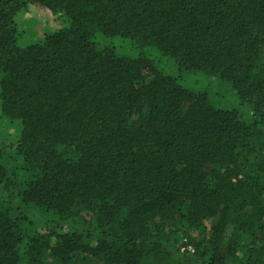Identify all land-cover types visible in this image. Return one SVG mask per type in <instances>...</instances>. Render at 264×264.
Here are the masks:
<instances>
[{
    "label": "trees",
    "instance_id": "1",
    "mask_svg": "<svg viewBox=\"0 0 264 264\" xmlns=\"http://www.w3.org/2000/svg\"><path fill=\"white\" fill-rule=\"evenodd\" d=\"M0 264H264V0H0Z\"/></svg>",
    "mask_w": 264,
    "mask_h": 264
},
{
    "label": "rangeland",
    "instance_id": "2",
    "mask_svg": "<svg viewBox=\"0 0 264 264\" xmlns=\"http://www.w3.org/2000/svg\"><path fill=\"white\" fill-rule=\"evenodd\" d=\"M31 14H30V17L31 19L30 20H33V21H37L39 24H41L40 28L44 29V28H49L51 29L53 26H54V16L51 15V14H44V12L41 11L40 8L38 7H31ZM29 17V15H28ZM37 28H39V25H36ZM39 33H42V30L40 29L39 30ZM102 43H110L109 41H105V42H102ZM197 78H200L199 76H192V77H188L186 78L185 80L187 81L188 85L189 86H197L198 88H202V87H205V86H212L214 84H216V82L212 79H201V81H199V79ZM212 91V90H211ZM217 99H219L217 97ZM219 102L221 103V105H231V102H230V98L228 96H224L222 98L219 99Z\"/></svg>",
    "mask_w": 264,
    "mask_h": 264
}]
</instances>
